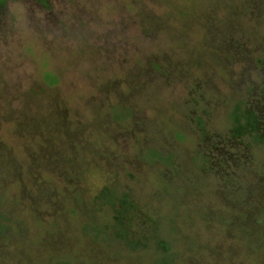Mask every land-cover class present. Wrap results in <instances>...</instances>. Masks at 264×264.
<instances>
[{"label":"rangeland","instance_id":"374dc122","mask_svg":"<svg viewBox=\"0 0 264 264\" xmlns=\"http://www.w3.org/2000/svg\"><path fill=\"white\" fill-rule=\"evenodd\" d=\"M44 2L0 9V264H169L103 240L104 187L173 264H264V216L225 226L264 213V147L228 124L241 100L264 132V0Z\"/></svg>","mask_w":264,"mask_h":264},{"label":"trees","instance_id":"16d2710c","mask_svg":"<svg viewBox=\"0 0 264 264\" xmlns=\"http://www.w3.org/2000/svg\"><path fill=\"white\" fill-rule=\"evenodd\" d=\"M40 3H45L44 0H37ZM7 0H0V9L6 4ZM44 80L49 84L56 83V78L46 73L44 75ZM261 118L258 116V114L248 106V103L245 101H237L235 104H233L229 114H228V124H229V136L234 141H243L248 139L250 143H246V147L250 148V146H259L264 147V132L263 128L261 126ZM157 158L161 159L156 153ZM170 158H167V162H171L169 160ZM201 161L205 162L207 164V160L204 157H201ZM94 203H97L96 205L99 207H107L112 212V226L110 227L112 231V238H109L107 235V238H103V240H106L107 242H114L118 241L120 243H123V245L131 252L136 251H150L153 254L157 256V253L164 254L167 259L170 261L169 264L174 263V256L172 253V245L167 240H158L153 242L154 238H151L153 236L146 235L142 233L140 230H142V226L140 227V224L136 226V229L134 232H131L133 229V219L130 216V213L134 210H136V207L127 193H121L118 194L114 189L104 187L102 188L96 197L94 198ZM264 216V213L260 216L256 214L252 220L248 215L246 214L244 217V222H242L241 226L240 224H235L231 222H226L225 226L228 228H231V230H235L238 234H240V237L244 238L246 235L253 231L256 232L258 229L261 220ZM2 220V217H0V221ZM229 221V219H228ZM237 223V222H236ZM7 227L2 222H0V233H3V230H5ZM109 228L103 225V233L107 234ZM152 232V231H151ZM84 233L87 235V231L84 227ZM237 234V235H238ZM138 235V236H137ZM153 235V234H152ZM255 235V234H254ZM97 239L95 237L94 241ZM152 241V242H151ZM165 261V258H162ZM58 264V263H56ZM64 264V263H63ZM67 264V263H65ZM165 264V262H164Z\"/></svg>","mask_w":264,"mask_h":264}]
</instances>
